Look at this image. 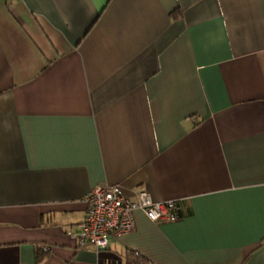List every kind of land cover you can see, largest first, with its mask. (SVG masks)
I'll list each match as a JSON object with an SVG mask.
<instances>
[{
	"label": "crops",
	"instance_id": "obj_1",
	"mask_svg": "<svg viewBox=\"0 0 264 264\" xmlns=\"http://www.w3.org/2000/svg\"><path fill=\"white\" fill-rule=\"evenodd\" d=\"M112 184L182 216L80 244ZM131 253L264 264V0H0V264Z\"/></svg>",
	"mask_w": 264,
	"mask_h": 264
},
{
	"label": "built area",
	"instance_id": "obj_2",
	"mask_svg": "<svg viewBox=\"0 0 264 264\" xmlns=\"http://www.w3.org/2000/svg\"><path fill=\"white\" fill-rule=\"evenodd\" d=\"M88 209L80 223V244L107 248L110 236L135 229L134 214L141 210L152 221H173L182 216L178 200L156 201L147 190H138L134 199L122 193L119 184L98 186L87 195Z\"/></svg>",
	"mask_w": 264,
	"mask_h": 264
},
{
	"label": "trees",
	"instance_id": "obj_3",
	"mask_svg": "<svg viewBox=\"0 0 264 264\" xmlns=\"http://www.w3.org/2000/svg\"><path fill=\"white\" fill-rule=\"evenodd\" d=\"M42 250H43V248H40L39 247V249H38V256H39V258H41L43 256V254L40 253ZM131 254L132 255L128 258V261H129L128 264H144V263L141 262V259H140V257L137 254H135V253L134 254L131 253Z\"/></svg>",
	"mask_w": 264,
	"mask_h": 264
}]
</instances>
